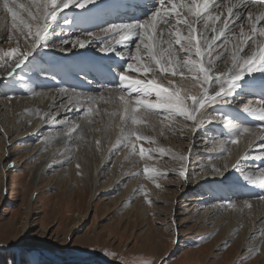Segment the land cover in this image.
<instances>
[{
	"label": "bare ground",
	"instance_id": "obj_1",
	"mask_svg": "<svg viewBox=\"0 0 264 264\" xmlns=\"http://www.w3.org/2000/svg\"><path fill=\"white\" fill-rule=\"evenodd\" d=\"M16 2L36 12V5L42 4L43 0H16ZM0 3H2V0H0ZM230 5H235L232 16H229L227 11ZM130 9H125L123 5L118 3H106V0H96V4L86 5L82 9H65L58 14L56 21L51 22L52 27L48 29L46 40L50 47H45L44 41H40L33 48V36L29 34V29L23 27L19 21L17 22V29H13L11 17L0 8V82L4 78L13 80L5 94L8 95L7 98L1 99L0 97V107L5 112V116L7 115V118L2 119L1 127L8 138L7 143L10 145H16L19 150L32 147L28 156L25 155L21 158H18L15 148L13 150L6 149L7 154L2 155L4 160L2 172L5 176L8 174L5 171L6 167L9 166V161L6 158L11 157L14 163L16 159L22 160L21 165L24 167H27L29 162L34 163V183H38L48 174H50L49 177L62 174L61 178L71 177L81 181L83 174L75 170L80 168L84 172L88 166H93L94 177L89 182L93 195L96 188L102 185L99 191L105 193L104 195H109L111 203L118 204L120 202L128 214L139 213L142 215L147 214L150 210L153 211L155 209L154 204L159 203L160 200L163 201V192L165 194L172 193L174 196H177L179 192L183 194L185 191V193H195L196 196L206 194V199H192L191 211L189 210L187 213L197 214V219L205 223L204 227L214 233V244L220 240L221 242L231 241L233 243L231 249H234L245 241L247 243L251 242L255 246L253 248V252L256 253L255 258L258 260L263 259L264 199H260V197L264 196V186L256 188L254 185L237 181V179L245 174V170L239 171L244 167V169L250 170L246 173L248 176L245 177L251 178L253 173L259 172V175H261L259 179L262 178V181H264V121L259 120L257 115L264 109V96L257 95L260 91L259 87L264 84V74L254 73L251 76H246L239 82V87L231 94L232 96L228 98L232 103H206L203 109L194 114V120H189L175 112L141 108L134 113L140 123L134 125L131 122V115L133 114L131 108L136 107L134 100L132 99L133 103L131 105H126L128 100L125 98L122 101L119 93L115 90L119 88L125 95L140 94L131 92L129 87L121 85L119 82L120 71L126 67L127 63L133 62L131 56L135 54L134 45L137 38L128 40L115 30L101 31V29L109 27L111 13L114 14V17H118L121 16L122 12ZM261 9H264V5L246 4L242 0H210V14L220 16V20L215 23V27H223V22L228 20V28H235L236 31L235 37H233L232 33L226 29L225 34L230 39L227 50L215 48L212 51V57L205 56L204 62L212 61L220 65L222 70L227 71L231 67V54L234 51L233 43L239 37L241 27L245 32L250 31L247 13L251 11L253 18H255ZM16 11L24 21L33 25L31 32L34 33L37 21L33 20L21 8H16ZM238 11L243 14L239 20H236L234 14ZM146 17H142V19ZM66 19L73 22L67 24L65 23ZM169 19L173 20L174 23V18L170 17ZM202 24L203 21L196 24L198 33L202 29ZM237 25L240 27H237ZM261 25H264V21L257 23V27ZM161 27L165 26L161 25ZM178 27H180L182 34L186 35L184 26L178 25ZM87 32H93L94 35L87 36L89 38H82L77 35V33L86 35ZM206 35L211 37L213 32L208 30ZM166 38L167 34H165ZM77 39L84 40L86 44L94 43L95 45H93L96 46L97 51L87 52L88 47L77 50L78 45L72 46ZM88 39L92 41L88 42ZM64 41L67 43H62ZM221 42L222 39L217 44ZM55 46L58 48L55 49ZM164 46L167 47V45ZM13 48L17 50V56L9 58L6 53ZM38 48L53 55L54 59L50 61L41 60L42 63L38 64L39 59L35 52ZM102 48H108L110 51L104 52ZM29 49H31L32 54L29 56L28 61L20 68H15L14 65L19 58V54ZM173 49L177 52L179 58L188 56L187 52L180 51L179 46L175 44H173ZM253 50H255L254 47ZM55 51L60 54L55 53ZM217 52L220 53L219 56L216 55ZM245 53L251 55L252 51L246 46L244 52L238 53V55L244 57ZM37 64L38 66L45 65L46 72L49 70L56 72L62 66L68 65L72 66L71 69L74 73H92L93 75L95 72H106L108 78L116 80L114 85L117 86L113 90L110 91L109 89L107 91L111 95L106 103L109 105L113 102V105L110 104L109 108L114 109V111L107 110L106 116L98 119L99 116L97 115H100L101 110L104 111L102 108L99 109L100 113L96 114L97 117L94 120L93 118H80L77 111L79 102L76 103L78 106L74 105L76 102L74 99L76 98L71 99V97L72 95L75 96L74 90L77 87L82 89L85 87L76 84L70 85L67 80H64L66 78H59L56 85L51 82V79L45 81L44 87L46 89L53 85L62 88L58 91L35 92L33 88L35 86L31 88V92L21 89L18 84L22 85L28 82V78L32 76H29L28 73L32 72ZM114 67H119L120 70L118 71ZM127 74L135 79L147 80L154 78L157 83L169 88L170 91H179L181 96L195 95L199 98L204 87H207L198 84L192 79L191 74L186 71L183 76L161 74L158 70L150 71L146 75L132 71ZM88 87L92 89L91 86ZM218 87V85L208 87L209 95H213ZM32 91L35 93L31 95ZM88 91L92 92L91 90ZM105 93L98 94V99L104 100L107 94ZM85 94L87 99L84 97L86 100L84 104L94 107L96 100L93 101V97L95 95L90 96L94 93L87 92ZM150 96L155 98L154 94ZM78 101L80 100L78 99ZM187 105L192 107V101L188 100ZM126 106L129 107L128 112H125ZM245 108L248 111H245ZM115 110L120 111L119 114ZM158 112L177 119L176 122L172 121L175 124L177 123L176 126L172 127L164 121L162 122L164 128L161 127L160 120L151 115ZM230 118L238 119L236 121L238 131L241 127L246 129L247 126V132L240 135L234 134V136H231L228 132H221L220 136L225 138L222 137L223 140L218 144L219 146L214 147L212 150H206L211 145L207 144L205 147L198 139L205 137L208 140L215 134V131L210 128L211 123L208 126L207 120L210 119V122L214 121L218 125L227 126L228 123L224 122ZM202 120H205L206 126L199 131L197 128L201 122L203 123ZM231 127L229 126V128ZM161 128L164 133H159ZM22 129L25 130L22 131ZM147 131L154 133L156 137L158 136L157 139H160L161 142L164 140L168 147H161L157 143L159 140L156 142L154 136L150 137L152 138L149 140L150 142L147 141L145 144L142 143L141 139H137V137L143 138L144 133L146 134ZM240 131L243 132L244 130ZM133 133L135 135H132ZM170 133L174 134L169 136ZM92 134L95 137L93 146L87 148L90 147L89 144L87 145V140H89V135ZM98 136H100L99 140ZM226 137L230 140L235 139L237 143L228 142ZM35 141L36 144H34ZM133 143L136 145L135 150L132 148ZM197 145L202 148L196 150ZM4 147L1 146L0 150L4 151ZM141 147L145 150L143 157L136 154ZM86 150L91 152L92 159L85 153ZM227 151L231 153L225 156ZM29 155H33V157H29ZM208 158L210 161L212 158H216V163H214V160L210 162ZM219 159L220 162L217 164ZM75 164L77 169L74 166ZM234 164L236 165L233 166ZM211 165L214 167L212 168ZM146 168L149 170L147 174L144 171ZM181 171L185 172V176L179 174ZM249 173L251 174L249 175ZM182 179H184L183 183H181ZM171 187H174L172 191L170 190ZM116 191L118 194H114ZM208 196L213 197L211 202L208 200ZM146 198H150L152 204L145 205ZM130 199H134L133 204H131L132 200L130 201Z\"/></svg>",
	"mask_w": 264,
	"mask_h": 264
},
{
	"label": "rangeland",
	"instance_id": "obj_2",
	"mask_svg": "<svg viewBox=\"0 0 264 264\" xmlns=\"http://www.w3.org/2000/svg\"><path fill=\"white\" fill-rule=\"evenodd\" d=\"M111 24H108V26ZM77 35L82 38H89L81 33H77ZM91 41L88 39V42ZM93 44H86L82 49L88 47L87 52H96V46L94 47L95 44ZM57 48L55 46V49ZM79 49L81 48H77V50ZM35 52L39 59L38 64L42 63L40 62L41 60L50 61L54 59V56L46 53L45 50L42 51L38 48ZM55 53L60 54L58 51H55ZM38 64L34 66L35 69L33 68L32 72L28 73L29 76L32 75L28 78V82L22 85L18 84L21 89L31 92V88L35 86L33 87L35 92L58 91L62 88L53 85L46 89L44 87L45 81H50L51 79V82L56 85L59 78H66L64 80H67L70 85L76 84L77 86L83 85L85 87L83 89L77 87L78 90H74L75 96L72 95L71 97V99L76 98L74 99L76 101L74 105L79 102L80 108L78 107L77 111L80 118L86 117L94 120L99 116L98 119H101L102 116H106L107 110L114 111V109L109 108V106L113 105V102L109 103V105L106 104L111 95L107 91L109 89L110 91L113 90L117 85L99 83L97 80L86 78L80 72L74 73L70 68L64 69L66 68L64 66L60 67L61 69L56 73L57 75L54 70H49L47 73L45 65L38 66ZM12 82L13 80L9 78L1 80L0 94L4 95H0L1 99L7 98L8 95L5 94ZM88 86H91L92 89H89ZM65 89L67 90V88ZM115 91L120 96L123 95L127 100H134L135 97L141 95H125L119 88H116ZM35 92L32 91L30 94L32 95ZM87 92L94 93L90 94L91 97L95 95L93 97V101L96 100L94 107L84 104L86 102L85 98L87 99L85 94ZM103 92L107 93H105V99H98V96ZM148 99L152 103L156 102V98L151 96ZM102 108L104 111L101 110L100 113L99 109ZM3 112L0 107V148L5 146L4 151L0 150V246L5 247V250H0V264H16L15 252L9 247L15 248L18 246L23 247L18 254L19 264H264V258L261 260L255 258L256 253L255 251L253 252L255 247L252 245L253 243L245 241L234 249H231L233 244L231 241L221 242L220 240L214 244V233L204 227L205 223L197 219V214L187 213L192 208L190 207L191 200L194 198L195 200L196 198L206 199L207 195L205 193V195L196 196L195 193L190 194L188 192L185 193V191L184 195L179 192L177 196H174L172 193L165 194L163 192V201L160 200L159 203H155L153 211L150 210L147 214L142 215L139 213L128 214L120 202L118 204L111 203L109 195H104L105 193L103 194V192L99 191L102 185L96 188V192L93 195L89 185V182L94 177L93 166H88L84 172L80 168L75 170L83 174L81 181L71 177L61 178L62 174L55 177H49L50 174H48L47 177L44 176L38 183H34V163L29 162L27 167H24L21 165L22 160L16 159L14 163L11 157L6 158L9 161V166L5 169L8 173L5 176L2 172L4 164L2 155L7 154L6 149L13 150L15 148L18 158H21L25 155L28 156L32 147L19 150L16 145L7 143L8 138L1 127L2 119L7 118V115L5 116V112ZM119 112L117 111L118 114ZM98 113L100 115L96 116ZM151 115L156 116L161 124L164 121L172 127L177 124L172 122L177 121L173 116L159 112ZM226 120L224 123L227 122V126L218 125L214 121L210 122V119L207 120L208 126L211 123L210 128L215 131L212 136L216 138L211 137L207 140L202 137L198 139L205 147L207 144L211 145L206 150H212L214 147L219 146L218 144L221 143L222 137H224L220 136L221 132H228L231 136L247 132L242 127L240 130L244 131H238L236 126L238 119L230 118ZM204 121L197 128L199 131L205 128L206 122ZM229 126L233 127L229 128ZM161 127L164 128V124ZM245 128L248 129L247 126ZM24 130L22 129V131ZM229 131H232V134ZM159 133H164V130L161 128ZM173 134L170 133L169 136ZM144 135L143 138H140L143 144L147 143V141L150 142L149 140L152 139L150 137L154 136L156 142L159 140L157 143L161 147H168V144L164 140L161 142L160 139H157L158 136L156 137L154 133L147 131ZM227 137L226 140L228 142L233 140ZM94 139L93 134L89 135L87 145L89 144L90 147L87 148L93 146ZM99 139L100 136H98ZM36 143L35 141L34 144ZM201 148V146L197 145L195 149ZM139 152L140 149L137 150L136 154L140 155ZM85 153L92 159L93 155L89 150H86ZM228 153L231 152L227 151L225 156ZM29 157H33V155H29ZM213 160L216 163V158H212L209 161L213 162ZM217 161V164H219L220 159ZM74 166L77 169L76 164ZM211 167L213 168L214 166L211 165ZM243 170L246 171H244L245 174L242 177H238L237 181L246 182L256 188L264 186L262 178L261 180L259 179L261 176L259 172L253 173L252 177L248 178L245 176H248L246 173L250 170L244 169V167L239 169V171ZM183 182L184 179H182L181 183ZM173 189L174 187H171L170 190L172 191ZM114 194H118V192L116 191ZM208 200L211 202L213 197L208 196ZM130 201L132 202L131 204L134 203V199H130ZM146 204H152V200L146 198ZM40 249H45L49 253L44 254Z\"/></svg>",
	"mask_w": 264,
	"mask_h": 264
},
{
	"label": "snow or ice",
	"instance_id": "obj_3",
	"mask_svg": "<svg viewBox=\"0 0 264 264\" xmlns=\"http://www.w3.org/2000/svg\"><path fill=\"white\" fill-rule=\"evenodd\" d=\"M106 3H118L123 5L125 9L137 7V0H106ZM252 5L264 4V0H251ZM96 0H43L42 4L36 5L37 11L33 12L30 8H25L22 4H17L16 0H2L0 8L11 17L12 28L17 29L18 21L23 27L29 29V34L33 36L32 47L40 41H44L45 47H50L46 40L48 29L52 27V21L57 20L59 13L65 9L85 8L86 5H94ZM159 6L150 12L146 18L132 22L112 23L108 28L101 29L102 32L115 30L123 35L125 39L132 40L137 38L135 43V54L131 56V60L126 67L119 73V82L121 85L129 87L131 92L140 93V96L134 98L136 107L131 108L132 124H139L134 113L141 108L149 110H164L166 112H175L181 116H185L189 120L195 119V113L205 107V104H230L232 101L228 99L232 93L239 87V82L246 76L254 73L264 74V25L257 27V23L264 21V9L253 18V13L249 11L247 18L249 21V32H245L241 27L239 37L233 43L234 51L231 54V67L224 71L220 65L212 61L204 62L205 56L212 57V51L215 48H224L230 42L229 36L225 34L227 29L235 37V28H228V20L223 22V27H215V23L220 20L219 15H212L209 12L210 0H158ZM170 5V7H169ZM99 7V6H97ZM235 5L227 8L229 16L233 15ZM16 8H21L28 15L37 21L35 32L32 33V24L27 23L19 16ZM242 12H235V19L239 20ZM174 18L173 20L169 19ZM191 18V19H190ZM42 20V22H41ZM203 21L202 29L198 33L196 24ZM73 21L65 20V23L71 24ZM211 22V23H210ZM164 25L165 27H161ZM183 25L186 29V35L182 34L180 27ZM237 27H240L237 25ZM208 30L213 32L211 37L206 33ZM165 34L167 38L165 39ZM87 36H93L94 33L87 32ZM222 42L217 44L218 41ZM251 42V43H249ZM62 43H67L66 41ZM84 40L77 39L72 46L85 47ZM173 44L179 46L180 51L187 52L188 56L179 58L177 52L173 49ZM164 45H167L165 47ZM252 51L251 55L245 53L244 57L238 53L244 52L245 47ZM253 47L255 50H253ZM102 51L108 52L110 49L102 48ZM31 49L21 52L16 60L14 67L20 68L28 61L31 55ZM6 55L11 57L17 56L15 48L9 50ZM220 55L219 52L216 53ZM195 57V58H193ZM159 71L161 74H173L183 76L185 71L191 74L192 79L198 84L205 85L203 93L197 98L195 95L181 96L179 91L163 87L157 83L156 79H135L131 78L127 73L129 71L138 74H148L150 71ZM171 83V81H169ZM218 85L213 95H209L208 87ZM154 94L156 102L152 103L148 97ZM122 101L125 97L120 96ZM191 100L193 106L189 107L187 101ZM132 100L126 101V105H131ZM248 111L247 108L244 109ZM129 111V107H125V112ZM258 119L264 121V109L258 114ZM247 131V129H245ZM132 135H135L133 133ZM140 139V137H137ZM231 143L237 141L233 139ZM136 145L133 143L132 148L135 150ZM140 156L145 155L143 147L140 148ZM145 173L149 170L146 168ZM185 176V172L179 173ZM264 199V196L260 197Z\"/></svg>",
	"mask_w": 264,
	"mask_h": 264
},
{
	"label": "water",
	"instance_id": "obj_4",
	"mask_svg": "<svg viewBox=\"0 0 264 264\" xmlns=\"http://www.w3.org/2000/svg\"><path fill=\"white\" fill-rule=\"evenodd\" d=\"M23 248V247H22ZM20 246H18V247H15V248H11V247H9V249H11V250H14V252H15V261H16V264H19V260H18V254H19V250L20 249H22ZM5 249V247L4 248H1V246H0V250H4ZM44 254L45 253H49L48 251H46L45 249H40ZM50 254H52V253H50ZM57 259V258H56Z\"/></svg>",
	"mask_w": 264,
	"mask_h": 264
}]
</instances>
